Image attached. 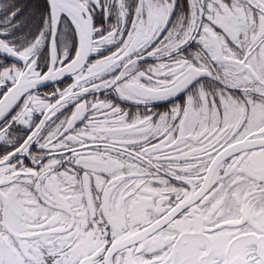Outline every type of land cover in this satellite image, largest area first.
<instances>
[{
  "label": "snow or ice",
  "instance_id": "obj_1",
  "mask_svg": "<svg viewBox=\"0 0 264 264\" xmlns=\"http://www.w3.org/2000/svg\"><path fill=\"white\" fill-rule=\"evenodd\" d=\"M0 264H264V0H0Z\"/></svg>",
  "mask_w": 264,
  "mask_h": 264
}]
</instances>
